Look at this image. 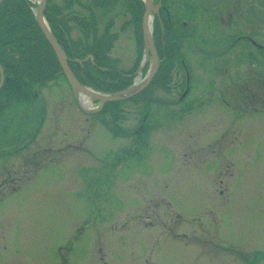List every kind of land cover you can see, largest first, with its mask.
Returning <instances> with one entry per match:
<instances>
[{
    "label": "rangeland",
    "instance_id": "rangeland-1",
    "mask_svg": "<svg viewBox=\"0 0 264 264\" xmlns=\"http://www.w3.org/2000/svg\"><path fill=\"white\" fill-rule=\"evenodd\" d=\"M181 1L172 8L188 31ZM202 1L215 15L226 0ZM80 2L52 4L64 17L87 16L88 0ZM95 14L98 33L114 20L109 56L130 70L138 51L133 27L123 26L129 13L118 3ZM196 23V47L188 31L181 48L192 68L196 57V82L184 95L177 62L167 88L155 83L123 101L116 120L82 112L61 76L37 89L42 112L36 100L14 111V120L27 118L0 136V264H236L257 251L264 264V104L245 100L257 93L246 70L244 100L221 103V49L211 48L216 62L207 69L209 24L203 15ZM210 25L220 38V25ZM69 26L70 39L82 38ZM141 127L143 148L133 137Z\"/></svg>",
    "mask_w": 264,
    "mask_h": 264
},
{
    "label": "trees",
    "instance_id": "trees-1",
    "mask_svg": "<svg viewBox=\"0 0 264 264\" xmlns=\"http://www.w3.org/2000/svg\"><path fill=\"white\" fill-rule=\"evenodd\" d=\"M180 1L157 0L160 4L159 19H154L153 41L161 63L149 85L128 100L139 99L155 83L167 88L171 83V72L177 62L183 65L191 82V66L181 51L183 41L187 37L186 33L190 30L187 31L179 25L181 19L179 10L172 8L179 7ZM185 1L187 3L182 5V9L185 15L188 9L190 17L193 1L182 0L181 2ZM196 1L199 2V7L203 5L202 0ZM52 2L53 0H47L44 17L54 38L64 50L69 60V67L77 80L103 93H114L129 87L143 54L141 19L144 5L142 1L88 0V4L84 5L85 11L88 12L87 16L73 14L68 17H64L61 9L54 6ZM78 3H81L80 0H63V7L69 9ZM118 3L129 13V20L123 26L133 27L138 51L135 65L127 71L117 69L109 56L117 37L111 32L114 20L112 18L106 20L102 32L98 33V19L95 14V10L112 8ZM34 7L35 5L27 0H4L0 4V66L4 71V83L0 89V136L9 129L19 130L27 115H24L25 117L22 115L19 121L14 120V111L16 113L21 109L20 105L37 101L40 95L39 89L47 87L50 82L62 75L51 47L35 22L31 11ZM70 24L82 33V38L75 40L69 38ZM89 55L93 57V63L90 60L82 62ZM122 102L106 103L100 113H109L111 120H116L119 118V104ZM16 121L21 124L14 125ZM146 134L147 128L143 129V127L133 134L138 147L145 146Z\"/></svg>",
    "mask_w": 264,
    "mask_h": 264
},
{
    "label": "flooded vegetation",
    "instance_id": "flooded-vegetation-1",
    "mask_svg": "<svg viewBox=\"0 0 264 264\" xmlns=\"http://www.w3.org/2000/svg\"><path fill=\"white\" fill-rule=\"evenodd\" d=\"M202 4H204L202 9L193 6L190 8V21L192 22L189 24L191 28L189 36L196 47L195 40L198 37L196 18L203 15L209 24V37L206 43L209 50L205 57L207 69L215 66L216 62L211 48L216 46L217 49H221L217 52L221 57V73L225 79L222 84L221 103L228 106L230 103L228 96L232 100H244L243 97L241 98L242 89H239V83L243 78V71L246 70L249 75H252L249 78L253 81L257 93L245 100L248 103L264 104V0H226L218 7L215 15L212 9L216 7L211 2H202ZM211 23L220 25L221 33H218L220 38H217V33L213 31L214 27L210 25ZM194 69H196V57L193 68L191 67L193 84L196 82V70ZM235 263L261 264L255 255L250 260L240 259Z\"/></svg>",
    "mask_w": 264,
    "mask_h": 264
},
{
    "label": "water",
    "instance_id": "water-1",
    "mask_svg": "<svg viewBox=\"0 0 264 264\" xmlns=\"http://www.w3.org/2000/svg\"><path fill=\"white\" fill-rule=\"evenodd\" d=\"M3 1L4 0H0V3H2ZM38 1H39V5L37 9L34 11L35 22L39 27L40 31L42 32L43 36L45 37L46 41L50 45L52 51L54 52L56 59L61 67V73L66 78L71 90L75 94L79 90L86 96L99 101L101 108L103 104L106 102H115V101L127 99L129 97L138 94L147 87V85L150 83V81L156 74L158 66L160 64V60L158 59V55L154 47L151 33L147 30V26H146L147 18L149 17L150 13L152 11L156 12V10L153 8V0H143L144 12L141 20V28H142L143 41H144L143 66L146 64L150 55L151 65L149 68V72L146 74V77L142 80L140 84H138L136 88H133V86H131L121 92H117L113 94H102V95L92 92L91 90H89L88 88H86L85 86H83L81 83L78 82V80L72 73L71 69L69 68L68 60L63 49L51 34L49 27L44 19L43 11L45 8L46 0H38ZM142 68L143 67H140L138 72H140ZM3 82H4V73L0 66V88L3 85Z\"/></svg>",
    "mask_w": 264,
    "mask_h": 264
},
{
    "label": "bare ground",
    "instance_id": "bare-ground-1",
    "mask_svg": "<svg viewBox=\"0 0 264 264\" xmlns=\"http://www.w3.org/2000/svg\"><path fill=\"white\" fill-rule=\"evenodd\" d=\"M151 23H152V15L150 14L149 17L147 18V22H146V26H147V30L149 32H151ZM140 82H136L133 86V88H136L138 86ZM77 96H78V99L80 100L81 104L84 105L83 103V93L80 92L79 90L76 92Z\"/></svg>",
    "mask_w": 264,
    "mask_h": 264
}]
</instances>
